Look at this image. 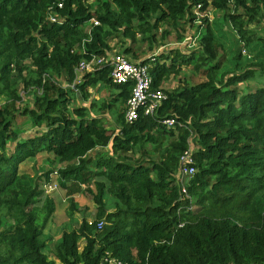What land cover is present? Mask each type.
<instances>
[{
  "label": "trees",
  "instance_id": "obj_1",
  "mask_svg": "<svg viewBox=\"0 0 264 264\" xmlns=\"http://www.w3.org/2000/svg\"><path fill=\"white\" fill-rule=\"evenodd\" d=\"M56 1L0 0V212L13 221L0 232V264H102L105 253L124 264H264V59L217 77L222 45L206 17L196 25L198 46L189 54L176 50L134 59L125 47L137 34L154 42L151 32L163 23L182 41L186 22H197V5L201 12L209 6L223 10L248 45L255 39L248 26L264 18V0H63L54 7L61 23H51L48 8ZM117 37L121 54L149 63L152 89L165 93L153 117L140 112L134 121L125 120L132 85L113 83L110 66L76 81L75 66L110 54ZM190 64L206 78L161 87ZM247 80L256 86L240 88ZM91 89H106L107 95L95 97ZM20 91L32 97L30 106L17 107ZM16 112L23 117L20 126ZM165 117L181 126L165 127ZM106 120L115 124L112 129ZM23 125L35 132L21 136ZM189 143L196 171L184 197L177 171ZM147 146L161 149L158 161L148 152L143 158ZM106 147L110 151L89 154ZM39 153L66 163L57 169L62 187L67 180L95 188L94 220L82 218L62 231L53 259L42 250L54 201L38 183L18 175L20 163ZM106 192L117 202L113 211L105 208Z\"/></svg>",
  "mask_w": 264,
  "mask_h": 264
},
{
  "label": "rangeland",
  "instance_id": "obj_2",
  "mask_svg": "<svg viewBox=\"0 0 264 264\" xmlns=\"http://www.w3.org/2000/svg\"><path fill=\"white\" fill-rule=\"evenodd\" d=\"M229 6H232V3H229ZM192 11L195 15L206 17L208 19L215 34L216 41L222 45V48L217 52V58L215 60L219 63L217 77H219L221 73H238L244 71L249 63L258 62L264 59V18L258 17V20L249 24L248 30L255 39L248 45H244L234 32L230 22L225 17V12L223 10H216L209 6L206 8L205 12L198 11L194 7L192 8ZM201 17H199V19H201ZM198 23V21L194 22L195 26L192 27L186 22L187 29L184 32L179 30V32H183L184 34V38L180 42L176 40V32L170 28L167 23L161 24L157 30H152L151 33L154 35L155 40L152 43H149L147 39L142 38V35L137 34L135 41H130L129 39L125 41V47H131L132 49V52H130L128 56L131 58L135 57L134 59H143L160 55V53L174 55L173 53L176 50L181 53L189 54L198 46L197 39L194 36V31ZM165 31L166 34L161 35ZM117 39L119 40L117 37L110 41L112 53H121L119 47V43L121 42ZM201 71V69L195 71L191 64L182 65L177 71L170 74V76L162 82L161 87L163 89H174L186 84L196 83L206 78L202 77ZM60 81V83H63L62 80ZM239 85L240 88L247 86L249 89H252L256 86V83L253 80H247L239 83ZM91 91L95 97L107 95L106 89H102L99 93H95L94 89H91ZM19 94L22 99L20 103H17V107H24L25 105L30 106L32 104V97L29 93L24 94L23 91H20ZM0 101L3 103L1 98ZM77 104L80 103L77 101ZM16 114V123L20 126L22 125L21 121L23 120V117L19 116L17 112ZM104 125L107 128L112 129L115 124H113L111 120H106L104 121ZM23 129L25 130L21 134L23 137L32 135L35 132L29 125H23ZM167 142V139L162 138V146H165ZM103 150L110 151V148L96 149L89 154L90 156H94L96 152ZM146 152H148V155L153 157L156 161L160 159L161 149L154 150V148L147 146L145 152L142 154L143 158H147ZM128 155L132 157L131 153H128ZM139 156L140 152L133 155V158H138ZM46 157V153H39L36 157L25 159L19 165L18 175L25 176L27 179L38 183L40 187L44 189V195L51 197L54 201V211L43 228V237L46 240V245L42 250L47 259H53L54 246L60 241L62 231H69L72 228L77 227L82 218L86 219L88 222L94 220L96 203L93 198V192H95V188L91 182L79 183L78 181L70 182L67 180L66 186L62 187L58 182L57 169L65 167L66 163L57 162L53 159H47ZM48 172L49 178L47 179L45 174ZM95 179L105 180L102 177H96ZM106 184H108V182H106ZM103 200L106 210L113 211L115 209L117 202L109 193L106 192L104 194ZM41 203L42 201H40L38 205H41ZM190 208L195 211L198 207L192 204L190 205ZM38 212L42 215L43 208ZM11 222L13 221L10 216L3 215V213L0 212V232ZM82 245L83 242H81L80 248ZM4 249L5 245L0 241V254L4 252ZM54 261L55 264H61L58 260Z\"/></svg>",
  "mask_w": 264,
  "mask_h": 264
},
{
  "label": "built area",
  "instance_id": "obj_3",
  "mask_svg": "<svg viewBox=\"0 0 264 264\" xmlns=\"http://www.w3.org/2000/svg\"><path fill=\"white\" fill-rule=\"evenodd\" d=\"M63 0H57L53 6L48 8L49 22L61 23L62 18L59 17L54 7L61 8ZM200 5L195 6L198 11ZM194 13V12H193ZM197 13V12H196ZM197 16V15H196ZM197 16L198 22H200ZM94 24L99 23L96 19L91 20ZM110 66V78L113 83L121 84L131 82L132 89L130 96L125 102V120L132 122L138 118L140 112L144 116H154L161 101L165 98V93L162 89H152V79L149 73V63L142 62V60H130L121 53H110L108 55H95L90 60L80 61L74 68L76 74V81L85 73H91L103 66ZM160 122L167 128H172L181 123L176 121L173 117H165ZM193 158V144L189 143L187 149L179 156V167L177 171V178L181 183L184 197L188 196L186 192V184L190 177L195 173ZM103 221L97 223V227L101 228ZM102 264H124L120 259L105 253L101 258Z\"/></svg>",
  "mask_w": 264,
  "mask_h": 264
}]
</instances>
